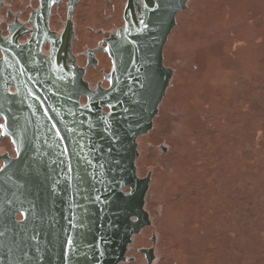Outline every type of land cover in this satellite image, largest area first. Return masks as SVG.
Segmentation results:
<instances>
[{
  "label": "water",
  "instance_id": "95a60500",
  "mask_svg": "<svg viewBox=\"0 0 264 264\" xmlns=\"http://www.w3.org/2000/svg\"><path fill=\"white\" fill-rule=\"evenodd\" d=\"M143 1V20L127 22L109 49L108 89L90 90L65 68L61 78L34 77L41 91H28V42L0 33L1 129L16 151L0 168V264H119L130 243L146 244L144 232L136 234L151 224L150 179L137 174V138L153 128L140 139L144 177L152 173L166 102L154 127L153 120L171 77L163 44L187 0ZM134 5L129 0L127 10ZM70 32L68 22L66 44ZM60 52L39 64L33 53L34 66L46 70ZM10 85L17 91H2Z\"/></svg>",
  "mask_w": 264,
  "mask_h": 264
},
{
  "label": "rangeland",
  "instance_id": "374dc122",
  "mask_svg": "<svg viewBox=\"0 0 264 264\" xmlns=\"http://www.w3.org/2000/svg\"><path fill=\"white\" fill-rule=\"evenodd\" d=\"M188 10L145 240L157 231L167 263L264 264V0H190Z\"/></svg>",
  "mask_w": 264,
  "mask_h": 264
},
{
  "label": "flooded vegetation",
  "instance_id": "af4514ba",
  "mask_svg": "<svg viewBox=\"0 0 264 264\" xmlns=\"http://www.w3.org/2000/svg\"><path fill=\"white\" fill-rule=\"evenodd\" d=\"M128 2L129 0H1L0 33L2 38L8 40L10 37H15L20 45L28 42V91H41L34 88V77L53 78L56 75L61 78L65 68L76 76L81 75L90 90L108 89L110 82L107 76L113 70L109 53L111 45L120 37V32L127 22L128 25L133 26L134 21L140 22L144 18V1L134 0L133 9L127 10ZM189 3L190 0H187L185 7L174 14L175 24L167 33L163 44V65L171 71V77L165 95L159 104L158 114L153 120V127L161 107L166 102L172 86L175 66L179 62L174 49L176 31L180 19L184 21L192 16L191 11L188 10ZM68 22L71 25V32L68 44H66L61 37ZM54 48L62 51L61 55L55 65L44 70L42 65L37 64L49 59ZM33 53L39 55L35 58L37 63L35 66ZM2 58L3 53L0 50V61ZM2 91L14 93L17 89L10 85ZM86 101L85 96L80 97L81 103H86ZM103 111L107 112L108 108L104 106ZM3 123L4 120L0 118V126ZM147 134L137 138L139 156L136 159V169L138 176L148 177L151 180L150 170L146 171L144 177L139 173L140 139ZM161 149L164 155H167L165 147L161 146ZM5 157H16V151L11 139L2 134L0 127V168L3 165L2 159ZM160 167L167 169L170 165L169 163L162 164ZM150 183L149 181V189ZM22 218V214L18 212L16 219L21 220ZM152 226L153 220L151 219V224L142 228L136 235ZM156 232L155 230L151 232L148 238L149 243L138 247L133 244L131 249L130 243L125 253V260L120 261L119 264H177L176 261L167 263L164 259L167 256L166 251L157 250L158 234Z\"/></svg>",
  "mask_w": 264,
  "mask_h": 264
},
{
  "label": "snow or ice",
  "instance_id": "6c2138e0",
  "mask_svg": "<svg viewBox=\"0 0 264 264\" xmlns=\"http://www.w3.org/2000/svg\"><path fill=\"white\" fill-rule=\"evenodd\" d=\"M0 127H2V126H0Z\"/></svg>",
  "mask_w": 264,
  "mask_h": 264
}]
</instances>
